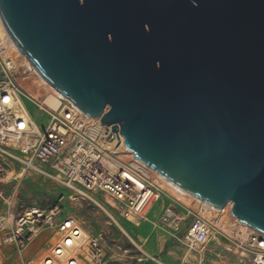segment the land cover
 Wrapping results in <instances>:
<instances>
[{
    "label": "water",
    "instance_id": "95a60500",
    "mask_svg": "<svg viewBox=\"0 0 264 264\" xmlns=\"http://www.w3.org/2000/svg\"><path fill=\"white\" fill-rule=\"evenodd\" d=\"M0 19L136 160L264 233V0H0Z\"/></svg>",
    "mask_w": 264,
    "mask_h": 264
},
{
    "label": "built area",
    "instance_id": "2783aa9c",
    "mask_svg": "<svg viewBox=\"0 0 264 264\" xmlns=\"http://www.w3.org/2000/svg\"><path fill=\"white\" fill-rule=\"evenodd\" d=\"M1 68L6 77L0 80V183L21 181L33 173L51 177L98 206L93 194L109 196L127 220L133 222V216L141 223L159 196V189L141 171L121 160V153L133 152L126 149L119 126L114 132L112 126H105L94 137L89 130L93 119L69 99L62 97V105L52 109L37 97H30L17 79L16 58H2ZM24 97L33 99L41 111L49 114L44 130L31 117ZM121 144L123 148H119ZM6 203L7 210L0 215V243L11 246L22 259L41 230L53 229L57 237L49 256L55 264L103 263L102 236L86 234L72 216L62 218L60 204H19L17 208L10 196ZM211 209L202 201L189 208L192 220L182 235L185 246L196 251L214 239L226 238L243 262L264 264V233L236 225L228 233L222 227L226 214L217 216L216 222L207 216ZM152 259L154 264H169Z\"/></svg>",
    "mask_w": 264,
    "mask_h": 264
},
{
    "label": "rangeland",
    "instance_id": "374dc122",
    "mask_svg": "<svg viewBox=\"0 0 264 264\" xmlns=\"http://www.w3.org/2000/svg\"><path fill=\"white\" fill-rule=\"evenodd\" d=\"M9 53L16 58V76L22 87L30 97L43 98L49 86L37 88L39 79L26 58L15 48H9ZM2 58L5 57L0 54V80L6 77L1 68ZM23 102L38 127L44 130L49 122V114L41 111L33 99L24 97ZM41 166L46 168L45 165ZM144 175L153 182L149 175ZM158 193L147 218L141 223L137 220L130 222L121 211L114 208L113 201L102 193L93 194L100 204L98 206L88 199L80 198L53 178L33 173L19 182L10 180L0 183V213L5 208L3 196H10L17 208L19 204L29 207L60 204L62 218L72 216L86 234L102 236L105 252L102 264H154L152 258L183 264H246L226 238L214 239L196 251L189 250L182 241V235L192 220L188 210L198 202L187 206L166 190L159 189ZM169 212L172 215H167ZM176 219H180V222ZM228 220L232 221V217H228ZM56 237L53 229L41 230L29 244L23 259L11 246L0 243V264L39 263L51 254Z\"/></svg>",
    "mask_w": 264,
    "mask_h": 264
},
{
    "label": "bare ground",
    "instance_id": "6f19581e",
    "mask_svg": "<svg viewBox=\"0 0 264 264\" xmlns=\"http://www.w3.org/2000/svg\"><path fill=\"white\" fill-rule=\"evenodd\" d=\"M9 48H15L18 50L14 41L10 39V37H9V35H8V33H7L5 27L2 24L1 19H0V54L2 56H4L5 58L13 59V56H11V54L9 53ZM22 56H24V55H22ZM24 57L26 58V56H24ZM26 60H27V58H26ZM28 65L32 68V72L34 73V75L37 76L39 79V86L37 88L43 89V87L45 85L47 86L48 84L42 79V77L34 69V67L31 64H29V62H28ZM49 88H50L49 91L45 95L42 94L43 98H41L40 101L42 102V104L49 106L52 109H58L62 105L61 104V98L63 96L52 86H49ZM92 119H93L92 124L90 125L89 130H90V134L95 137V135H97V133L102 131V129H104L105 126L98 119H95V118H92ZM119 148H123V145L121 144L119 146ZM120 158L126 164L132 165L138 171H142L144 174L149 175L152 178L153 182L157 184L158 189H161L163 191L164 190L168 191L175 199H177L180 202L182 201L187 206H190L191 204H193L195 202H200L199 198H196L195 196L191 195L190 193H188L187 191H185L181 187H178L177 185H175L174 183H172L171 181H169L165 177L161 176L153 168L148 167V166L144 165L143 163L139 162L138 160H136L133 154L121 153ZM148 189H147L146 194H148V192L150 193V191ZM106 197L110 201H112V199L109 196H106ZM113 203H115V202L113 201ZM229 205H230V203H228L221 210L216 208V207H212L211 211L209 213H207L208 218L217 222L216 217L220 216L221 214L225 215ZM149 210L150 209H148V211ZM148 211H147V214H148ZM230 216L232 217L233 223L228 220V217H230ZM225 217H226L227 221L223 219L224 222L222 223V227L228 233H230L232 231L231 229L233 228L234 225H236L237 227H242V228L246 227L245 225H243L240 222V220L233 217L232 215L226 214ZM146 218H147V216L144 219H146ZM132 220L139 221L136 217H133V216L131 218V221ZM219 222L220 221H218V223ZM39 263L40 264H55L56 262L52 258V256L46 255Z\"/></svg>",
    "mask_w": 264,
    "mask_h": 264
},
{
    "label": "crops",
    "instance_id": "0c3cea01",
    "mask_svg": "<svg viewBox=\"0 0 264 264\" xmlns=\"http://www.w3.org/2000/svg\"><path fill=\"white\" fill-rule=\"evenodd\" d=\"M42 96V95H41ZM19 182V181H18ZM1 195V194H0ZM3 203H4V205H5V208L1 211V213H0V215L2 214V213H5V211L7 210V203H6V197L5 196H3ZM159 261H161V262H164V263H169V264H183V262H180V263H171V262H169L168 260H164V259H162V258H159Z\"/></svg>",
    "mask_w": 264,
    "mask_h": 264
},
{
    "label": "trees",
    "instance_id": "16d2710c",
    "mask_svg": "<svg viewBox=\"0 0 264 264\" xmlns=\"http://www.w3.org/2000/svg\"><path fill=\"white\" fill-rule=\"evenodd\" d=\"M50 205H55V204H50Z\"/></svg>",
    "mask_w": 264,
    "mask_h": 264
}]
</instances>
